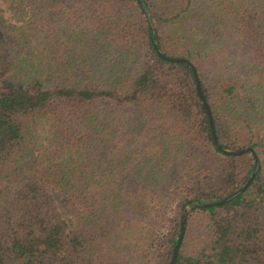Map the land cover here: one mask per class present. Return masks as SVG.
<instances>
[{
	"label": "trees",
	"instance_id": "16d2710c",
	"mask_svg": "<svg viewBox=\"0 0 264 264\" xmlns=\"http://www.w3.org/2000/svg\"><path fill=\"white\" fill-rule=\"evenodd\" d=\"M244 146L174 264H264V0H0V264H168Z\"/></svg>",
	"mask_w": 264,
	"mask_h": 264
},
{
	"label": "water",
	"instance_id": "95a60500",
	"mask_svg": "<svg viewBox=\"0 0 264 264\" xmlns=\"http://www.w3.org/2000/svg\"><path fill=\"white\" fill-rule=\"evenodd\" d=\"M152 45L153 48L155 49V51L164 59H168V60H174V61H184L191 69L193 77H194V81H195V86L198 92V95L202 101V104L205 108V112L207 115V119H208V123H209V128H210V132H211V136L214 142H216V136L214 133V128H213V124H212V118H211V112H210V108L208 106L207 101L204 99V96L202 94L200 85H199V80H198V76H197V72L195 69V66L193 65V63L187 59L184 56H173V55H169L166 53H163L161 50H159L158 45H157V41L153 40L152 41ZM249 150L253 156V160H254V164H253V168L250 171V173L247 175L245 181L238 186L235 190H232L231 192L223 195L220 199H216V200H210V201H195L192 202L191 204L187 203L186 201L184 202L185 204L182 206L180 213H179V221H178V228H177V233L175 236V240L174 243L172 244L171 247V251H170V257H169V262L168 264H174L175 261V256H176V252L179 246V243L181 241L183 232H184V227H185V219H186V213L189 209H191V207L193 206H200V205H212L215 203H219L222 201H225L230 195H232L234 192H238L243 190L247 184L249 183L251 177L253 176L254 172H255V168L257 165V156L255 154V151L253 150L252 147L250 146H244L241 148H222V151L226 152V153H231V154H238L244 151Z\"/></svg>",
	"mask_w": 264,
	"mask_h": 264
},
{
	"label": "rangeland",
	"instance_id": "374dc122",
	"mask_svg": "<svg viewBox=\"0 0 264 264\" xmlns=\"http://www.w3.org/2000/svg\"><path fill=\"white\" fill-rule=\"evenodd\" d=\"M185 228V227H184Z\"/></svg>",
	"mask_w": 264,
	"mask_h": 264
}]
</instances>
